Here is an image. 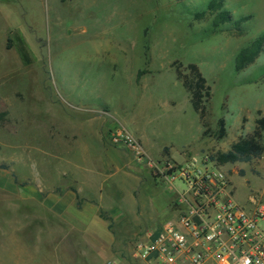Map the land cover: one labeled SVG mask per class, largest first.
Returning <instances> with one entry per match:
<instances>
[{"label": "rangeland", "instance_id": "1", "mask_svg": "<svg viewBox=\"0 0 264 264\" xmlns=\"http://www.w3.org/2000/svg\"><path fill=\"white\" fill-rule=\"evenodd\" d=\"M10 2L0 3V264H106V252L98 256L74 234V243H59L61 233L50 229L41 233L40 243L34 239L37 221L21 230L24 206L18 194L59 193L54 181L71 173V162L92 158L79 147L91 146L93 137L72 128L90 116V105L110 107L101 112L105 139L116 127L131 134L132 126L142 127L141 144L155 159L156 149L167 146L173 156L184 153V161L214 163L217 152L250 136L255 120L264 116V0ZM223 12L229 20L215 24ZM260 37V51L238 69V55ZM188 65L210 87L201 119L177 78ZM262 166L264 153L221 169L230 175L240 205L249 198L264 205ZM132 186L140 229L174 216L166 185L148 175ZM175 188L183 186L176 182ZM11 189L20 212L15 225L4 219ZM160 192L170 199L159 204ZM31 207L38 206L32 201ZM258 225L264 229V219ZM131 244L113 248L110 257L134 264Z\"/></svg>", "mask_w": 264, "mask_h": 264}, {"label": "crops", "instance_id": "2", "mask_svg": "<svg viewBox=\"0 0 264 264\" xmlns=\"http://www.w3.org/2000/svg\"><path fill=\"white\" fill-rule=\"evenodd\" d=\"M0 3L8 4L11 2L10 0H0ZM106 103L98 104L95 107L90 105L88 113L90 116L77 119L76 124L72 127L78 135L85 131L84 133L93 137L94 143L91 146L80 142L84 146L79 147L82 153L91 152L92 158L80 162H71L73 163L71 173L62 176L61 180L54 181V189H60L59 193L53 190H50L49 194L45 196L39 191L19 193L18 195L22 196L24 206L21 216L20 212L14 208L16 196L14 189L7 190V198L11 200L10 205L12 206L8 204L6 212L10 213L8 216L6 214L4 219L9 222V219L12 218V224L15 225L16 219L14 217L16 215L22 217L23 228L21 230L24 231L31 225V222L35 221L34 224H36L37 221L34 239L38 236L40 243L41 233L49 232L50 229L61 233L59 243H74L72 241V234H74L77 239H80V243H86L91 252L97 253V255L103 251L106 252L107 262L108 260L120 261L110 257L113 248L115 250L121 249V246L126 243H133L143 233L156 230L162 225L149 226L145 229L139 228L136 194L135 188L132 186L133 180L140 182L149 175L153 181L157 180L166 185L173 195V205L171 196L167 192H160L159 204L163 203L166 198L170 199L171 204H169L173 214L177 193L174 187L169 186L159 178L152 177L140 163L128 159L125 149L114 147L107 138L105 139L106 118L101 115V112L106 109L110 110ZM132 128V134L141 144L139 132L143 131V134L146 132L142 130V127L132 126ZM143 149L148 156L153 158L150 149L147 150L144 147ZM162 150L164 154H162ZM155 152L158 155L157 159H168L178 163L185 160L184 153L173 156L171 149H168L167 146L159 147ZM228 165L220 166V168ZM261 171L262 175L264 173L263 166ZM227 176L229 179L230 175L227 174ZM32 201L33 205L36 204L38 207L32 208ZM243 206L247 207L248 202L244 203ZM33 242L34 240L31 243ZM8 244L13 246L14 243H7L6 245ZM26 246L30 247V243H27ZM131 253L130 247L128 255L133 261ZM116 255H120V250L119 254ZM121 260L123 259L121 258Z\"/></svg>", "mask_w": 264, "mask_h": 264}, {"label": "built area", "instance_id": "3", "mask_svg": "<svg viewBox=\"0 0 264 264\" xmlns=\"http://www.w3.org/2000/svg\"><path fill=\"white\" fill-rule=\"evenodd\" d=\"M108 142L125 149L154 178L175 188L174 216L131 244L134 264H264V205L233 198L227 174L215 162L153 159L127 129L116 127ZM264 196V189L262 191ZM106 264H122L108 260Z\"/></svg>", "mask_w": 264, "mask_h": 264}, {"label": "trees", "instance_id": "4", "mask_svg": "<svg viewBox=\"0 0 264 264\" xmlns=\"http://www.w3.org/2000/svg\"><path fill=\"white\" fill-rule=\"evenodd\" d=\"M201 16V14L197 15ZM229 15L225 12L221 13L215 24L224 23L229 20ZM263 39L260 37L256 39L252 45L244 50L237 57L238 66L241 68L244 64L250 62L256 54L260 51ZM187 73L182 74L177 71V78L182 81V85L190 95V102L196 113L202 118V111L205 104L211 97L210 87L207 85L206 80L199 72L195 65H188L186 68ZM218 139H223L225 129L223 121L219 122ZM264 116H259L255 120V127L250 136L238 139L230 149L224 153L217 152L211 160L217 165L223 166L226 164L235 163H249L254 159L260 158L264 153ZM243 172H241L242 174Z\"/></svg>", "mask_w": 264, "mask_h": 264}]
</instances>
